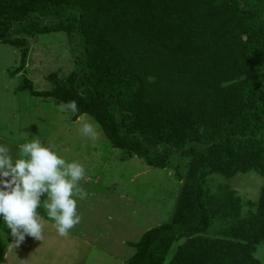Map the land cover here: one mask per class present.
Wrapping results in <instances>:
<instances>
[{"label": "trees", "instance_id": "16d2710c", "mask_svg": "<svg viewBox=\"0 0 264 264\" xmlns=\"http://www.w3.org/2000/svg\"><path fill=\"white\" fill-rule=\"evenodd\" d=\"M106 1L0 0V44L64 32L75 53V71L49 78L54 90L34 91L28 81L19 89L75 100V118L92 116L112 148L148 167L164 169L171 157L188 162L170 221L129 244L135 253L126 264H163L174 246L168 264H257L264 217L210 236L219 217L213 204L229 196L204 186L214 174L252 170L264 179V0L182 1L183 27L168 41L130 16L142 0H119L116 16ZM184 31L200 38L189 59L173 55Z\"/></svg>", "mask_w": 264, "mask_h": 264}, {"label": "rangeland", "instance_id": "374dc122", "mask_svg": "<svg viewBox=\"0 0 264 264\" xmlns=\"http://www.w3.org/2000/svg\"><path fill=\"white\" fill-rule=\"evenodd\" d=\"M142 1L132 8L130 16L142 21L149 36L158 33L168 41L170 34L174 36L184 24L186 13L181 4L186 0ZM104 5L106 12L113 16L123 10L119 0H108ZM184 33L186 36L181 34L178 37L180 41L174 37L173 55L189 59L197 51L200 38ZM13 39L21 41L20 47L0 44V144L9 146L12 155L17 156L20 145L39 138L45 144H55L67 160H76L84 165L87 174L80 185L86 196L77 207L81 221L76 230L89 234L86 241L100 250V253L80 254V262L72 249L71 253L62 256L61 250H67L71 241H61L53 235L47 237L44 244L35 242L22 264H119L132 253L123 249V240L129 244L138 243L146 232L170 221L183 188L188 162L171 157L164 169H153L142 159L129 158L122 149L112 148L92 116L83 115L92 117L97 126L98 137L95 140L80 133L82 116L75 118L71 112H61V103L54 99L35 98L29 90H13L15 96L5 91L4 86L21 87L27 81L34 91H52L54 85L50 77L64 80L77 69L75 53L64 32L18 35ZM222 71L219 70L221 80ZM204 188L213 194L224 192L229 196V199L213 204L219 217L208 231L210 236L230 234L236 227L248 226V221L242 225L245 220L264 217L261 210L264 179L255 171L237 173L229 178L214 174L208 177ZM175 247L163 264L169 263ZM132 250L135 253V249ZM19 255L13 252L10 258ZM27 255L26 252L22 254L23 257ZM254 259L257 264H264V243L256 247Z\"/></svg>", "mask_w": 264, "mask_h": 264}, {"label": "clouds", "instance_id": "9594fccd", "mask_svg": "<svg viewBox=\"0 0 264 264\" xmlns=\"http://www.w3.org/2000/svg\"><path fill=\"white\" fill-rule=\"evenodd\" d=\"M59 110L76 114L79 108L71 100L61 103ZM79 131L91 140L98 137L97 126L89 116L80 118ZM86 174L79 161L67 160L55 144H45L39 138L20 145L17 156L9 146L0 144V217L11 230L15 247L26 235L43 241L41 206L60 236H67L80 223L78 199L86 196L80 181Z\"/></svg>", "mask_w": 264, "mask_h": 264}, {"label": "crops", "instance_id": "0c3cea01", "mask_svg": "<svg viewBox=\"0 0 264 264\" xmlns=\"http://www.w3.org/2000/svg\"><path fill=\"white\" fill-rule=\"evenodd\" d=\"M11 77L13 76V73L10 72ZM16 76H19V74H14ZM20 86H16L13 88H9L8 86H4V90L7 92L12 93L13 96H15L16 92L20 90L19 89ZM46 100V99H45ZM114 196L116 194H113ZM119 198H121L120 195H118ZM90 198V197H88ZM93 198V196H92ZM91 199V198H90ZM81 201H83L82 199H78V206H80ZM41 217L43 218V223H44V230H43V235H44V239L42 241V244H44V242L46 241L47 237H52L53 235L56 236L57 238L61 239V241H71L70 246H67V250L66 248H64L63 250H61V254L62 256H65L68 253H73L74 255H76V259L77 261L82 262L81 258H78V256H80V254H83L84 252L92 254L94 251H97V247L93 245V243H88L86 241V237L90 236L89 234L85 233L83 231H79L78 229L76 230L77 226H79V224H77L73 229L70 230L69 234L67 236H60L54 226V221L49 219L46 215V211L44 210L43 206H41V208L38 210ZM11 230L8 229L6 227V225L4 224L3 218L0 217V264H22L24 262H26V258L29 256L30 254V250L33 246V244H35V242H37L38 240H35L33 237L31 236H27L25 237V240L20 244L19 247H15L14 246V240L11 237ZM94 242H96V240L94 239ZM130 242H124V240L121 242V245L124 247L123 249H128L129 251H131L132 253L128 255L129 257L126 259H122V262H120L119 264H125L126 260H128L129 258H131L134 255V250L127 247V245ZM127 244V245H126ZM70 249L71 252H70ZM105 250V249H102ZM127 250V251H128ZM100 250H98L97 252H99ZM20 253L19 256L10 258L11 253ZM26 252L28 255L23 257L22 254ZM103 253V252H102ZM105 254V253H104ZM91 256V255H90Z\"/></svg>", "mask_w": 264, "mask_h": 264}]
</instances>
